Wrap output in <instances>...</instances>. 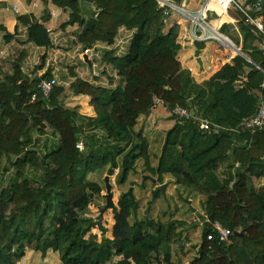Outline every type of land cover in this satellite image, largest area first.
Wrapping results in <instances>:
<instances>
[{"label": "trees", "instance_id": "obj_1", "mask_svg": "<svg viewBox=\"0 0 264 264\" xmlns=\"http://www.w3.org/2000/svg\"><path fill=\"white\" fill-rule=\"evenodd\" d=\"M50 1L68 12V19L60 25L63 31L67 26L83 25L81 0ZM84 1L99 10L92 28L82 26L78 33L84 48L112 39L121 25L136 29L125 55L108 54L120 81L115 87L86 84L93 115H84L78 105L64 106L61 85L55 84L48 97L30 102L39 79L51 77L48 69L41 77H24L19 83L8 73L0 77V118L5 99L16 98L35 110L46 105L50 114V120L42 118L49 130L37 123L22 128L20 144L30 146L28 150L0 146V264H16L27 247L42 256L48 249L57 252L61 264H150L156 252L162 253L163 264H173L171 244L183 222L135 216L130 222L138 207L132 192L121 193L117 206L112 207L111 240L98 219L84 215L103 190L89 178L90 173L104 169L109 176L118 168L116 180L121 185L136 162L146 156L148 140L134 127L155 99L168 110L175 105L187 107L210 123L202 130L193 119H174L154 167L158 183L152 192L154 198L160 195L164 173L172 176L174 184L205 196L201 242L189 264H264V129L250 135L242 128V120L255 112L264 93V52L247 43L245 50L252 48L247 53L260 68L236 55L207 80L196 83L176 59L179 26L173 24L164 34L161 31L166 6L157 0ZM260 15L264 25V4ZM17 20H32L27 40L37 46L49 43V30L43 23L24 15ZM237 24L243 42L249 37L261 40V36H252L251 26L243 20L238 19ZM0 31L5 41L11 39L1 25ZM25 54L22 48L13 61L15 67H20ZM244 67L249 70L245 72ZM240 73L245 76L242 81ZM58 117L72 142L81 143L82 149L75 147L72 154L67 153L61 127L55 123ZM34 132L44 137L33 139ZM252 177H263L258 189ZM213 220L231 230L227 242L206 239ZM93 228L99 230V240L89 233Z\"/></svg>", "mask_w": 264, "mask_h": 264}, {"label": "crops", "instance_id": "obj_2", "mask_svg": "<svg viewBox=\"0 0 264 264\" xmlns=\"http://www.w3.org/2000/svg\"><path fill=\"white\" fill-rule=\"evenodd\" d=\"M236 1L245 7H250L254 2V0ZM173 2L178 6L183 5V9L188 13H194L200 7L203 0H179L178 2ZM90 5L95 8L93 4L90 3ZM167 12L169 13L167 17L168 22L166 25L165 21H163L161 31L164 34L173 24L179 26L176 38L179 49L176 51V59L179 61L181 68H192V71L189 73L196 83L207 80L223 65L231 63L236 55L242 56L248 62L259 67L247 53L252 48L247 47L245 50L244 47L247 43H251L253 47L258 48V51L262 52L259 46L260 40H253L251 38L254 37H249L248 40L243 42L242 35L238 29V21L234 20L239 18V14L234 9H229L227 14L231 16L227 15L228 19L222 23L219 22L216 24L215 21L219 18L215 16L214 12L208 11L206 13L205 23L201 22L193 25V33L195 35L201 36L204 34L203 38L193 41L195 48L199 49L200 65L192 57L194 49L189 39L191 26L189 18L182 15L178 10L172 11L170 9ZM19 15H24L29 19L32 17L36 21L43 23L49 30V43L45 46H37L27 40L26 30L31 25L32 20H30L31 23L18 21L17 16ZM81 18L84 21L85 17L81 16ZM67 19L68 12L54 5L50 0H0V25L12 35L9 41H5L3 39V31H0V77L4 73H8L12 75L13 80L19 83L25 81L24 77H36V75L32 76L31 74V70L35 68L33 67L35 65L37 70L42 71V74L48 69L51 72V77L59 79L61 85L66 88L67 94L71 93L76 103H78L77 100L79 99H82L84 103L89 101L90 96L87 85L115 87L119 78L118 72L109 62L103 61L102 56L107 52L113 56L125 55L128 52L132 35L136 29H128L126 26L121 25L117 28L116 34L112 39L100 40L90 48H84L77 38L80 31L77 30L79 28L78 25L67 26L65 31L60 28V25ZM82 26H84V22ZM216 32L227 36L232 45L222 46L218 40L211 38V35ZM197 43L201 46H198ZM22 48L26 50L25 57L22 59L20 67H15L13 61ZM85 49L86 51L84 52ZM84 54H86L89 63L84 61ZM244 69L247 72L249 67H244ZM72 74L75 76H72ZM58 75L59 77H57ZM239 76V81L245 79L242 73ZM80 81H83V83H80ZM160 103L157 106L161 105ZM86 107L88 108V105ZM154 110L155 108L152 107L143 118H150ZM167 116H169V120H166ZM167 116L166 119L164 115L155 116L154 118L158 119L157 121L160 124L169 126L167 128L168 130L174 124L175 120L169 111ZM166 174H163V183L172 180L173 185L179 187V185L174 184L173 178L171 176L167 177ZM222 176V174H219V177ZM257 179L252 177L253 185H256L255 180ZM185 190L189 194L201 195L199 192L190 190L189 188ZM195 208L198 210L197 207ZM199 212L201 213V211Z\"/></svg>", "mask_w": 264, "mask_h": 264}, {"label": "rangeland", "instance_id": "obj_3", "mask_svg": "<svg viewBox=\"0 0 264 264\" xmlns=\"http://www.w3.org/2000/svg\"><path fill=\"white\" fill-rule=\"evenodd\" d=\"M168 10H170L169 7H167V10L165 12H167ZM164 21L167 25L168 18H165ZM80 28L81 27H79L77 30H80ZM197 45L201 46L199 43H197ZM108 54L109 52L105 53L102 56L103 61L109 62ZM33 67L35 68L31 70L32 76L42 74L41 70H37L36 65ZM57 77H59V75ZM119 81L120 78H118L117 83ZM56 85H61L58 78L56 79ZM63 89V104L65 107H73L75 105H78V111L80 113L84 115H93V112L89 105V101L84 103L82 99H79L77 100L78 103H76V100H74L75 98L71 96V93L67 94L66 88L63 87ZM22 101H18L17 98L10 100L5 99V112L3 117L0 118V146L4 148L16 150L21 148L25 151L30 148V146L27 147L20 144V133L22 128L27 123H37L38 125L43 126L45 130H49L46 121H42V118L50 120L49 110L47 109L46 105H41L39 106V109L37 108L35 110L34 107L26 103L25 100ZM158 103L154 102L153 108H155V110L152 112L150 118H143L144 115L141 114L138 117V120L134 127L135 130L141 129L148 140L146 156L136 162L134 169L130 171L128 178L124 184L120 185L117 183L116 173L118 172V168H114V172L112 175H109L108 180L111 193V202L109 205L106 199L107 191L104 184V177L107 175L105 173V170L103 169L101 171L90 173L89 178L100 183V185L103 187V190L100 192V195L95 196L84 215L93 219H98V221H100V223L104 227H106L105 235L107 239L111 240L112 226L114 224V214L112 207L117 206V201L120 194L131 188V192L134 194L135 198L138 201V207L135 214L133 213V215H131L129 221L133 222L134 216L137 219L148 218L153 220H160L162 222H167L169 220L182 221L183 224H181L177 228V231H179V235L171 244L172 261L173 264H178V260L180 261V263L189 264L191 258L196 255L198 245L201 242V231L204 222H200L197 219L194 213L191 212L189 206L191 205L192 207H197V209L201 211L202 214H204L202 201H204L205 196L203 194L193 195L186 193L187 190H185L186 188L184 186L179 185V187H175L172 183V180H168L165 182V194L160 192V195L158 197H153L152 192L158 184L156 180L152 181V178L155 179L156 177V174L154 173V167L157 164V159L161 153L164 137L167 128L169 127L165 124H160L159 121H157L158 119L154 118L155 116L164 115V118L166 119L167 113L169 111L168 108L163 106L162 103H160L162 106H157ZM87 105L88 108L86 107ZM32 109L35 110V112H33ZM37 111L39 112V114H37ZM30 114H32L33 116L31 117ZM169 119V116H167L166 120ZM55 123H57L61 127L60 129L62 130V135L65 140V147L68 154H72L75 147H78V149H82L81 143L74 144L72 142L73 140L69 130L67 129L65 123H63V121L59 119V117L55 120ZM42 137H44V135H39L35 132L32 134L33 139L41 140ZM33 148L36 147L33 146ZM37 152L40 153V151ZM14 158L15 157L13 156V159ZM1 164H5L4 157L1 158ZM38 169H40V167H38ZM1 174L2 169L0 168V176ZM166 175L167 177L171 176L169 173H167ZM262 181L263 177L255 180L256 185H254V187L258 189L261 186ZM3 185H5V183H3ZM187 200H191L190 204H188ZM89 233L95 234L98 240L101 237V234L97 228L91 229ZM89 233L86 236H88ZM116 259L117 258H114V260ZM158 259L159 262L155 260L150 264H163L161 260V252H158ZM17 264H61V261L59 258V254L57 252H53L50 249H48L45 255L42 256L39 251L27 247L24 252V256L17 261Z\"/></svg>", "mask_w": 264, "mask_h": 264}, {"label": "built area", "instance_id": "obj_4", "mask_svg": "<svg viewBox=\"0 0 264 264\" xmlns=\"http://www.w3.org/2000/svg\"><path fill=\"white\" fill-rule=\"evenodd\" d=\"M160 6H166L169 7L172 10H178L182 15L186 16L190 20V32H189V39L190 40H198L204 37V34L195 35L193 33V25L195 23L199 24L201 22L205 23L206 21V13L214 12L215 16L217 18L220 17V13L222 12L228 19V11L229 9H234L239 14V18L234 19L235 21H238V19L243 20L244 23L251 26L252 33L254 36H261L260 40V48L262 51H264V25H263V18L260 15V11H258L260 8H262V1L261 0H254L252 5L250 7H245L241 3L237 2L236 0H203L202 4L194 13H188L185 9H183V6L176 5L172 0H157ZM215 3V5L218 7L213 8L211 7V4ZM254 11L253 13H251ZM228 15V16H227ZM231 16V15H230ZM223 21H221L222 23ZM207 37V36H205ZM211 38H214L220 42L222 46H231L232 43L230 39L227 36H223L221 34H218V32L213 33L211 35ZM86 49L84 50V52ZM195 58V56H192ZM189 72L192 71L191 67L185 68ZM42 74H37L36 77H41ZM56 84V79L54 77L50 78H40L37 83V88L32 92L30 97V102L36 101L38 98H45L48 97L50 91L52 90L53 86ZM154 102H161L159 99H155ZM162 103V102H161ZM192 110L183 107L180 105L173 106L169 113L174 119L178 120H189L193 119L198 123V127L202 130H206L209 128L210 123L200 115H195L194 112H191ZM242 128L245 132L249 133L250 135H253L254 133L264 129V93L261 94L257 108L255 112L250 115L248 118H245L242 120ZM210 228L211 231L206 235L207 240H216L217 242H227L229 239V236L231 234V230L222 225L217 220L210 221Z\"/></svg>", "mask_w": 264, "mask_h": 264}, {"label": "water", "instance_id": "obj_5", "mask_svg": "<svg viewBox=\"0 0 264 264\" xmlns=\"http://www.w3.org/2000/svg\"><path fill=\"white\" fill-rule=\"evenodd\" d=\"M261 1H262V5H263L264 4V0H261ZM79 9H80V16L85 17V19H84V26H85V28L91 29L92 28V19L96 17V15L98 14L99 10L98 9H95L92 5H90L89 2L84 1V0H81L79 2ZM258 11H261V8ZM168 16H169V13L168 12H165L163 14V17L161 18V21L163 22L164 19L167 18ZM190 44H191L192 48L194 49L193 55L195 56L196 61L200 65L201 64V60H200V57H199V49L195 48L194 43H193V40H191V43ZM83 59H84L85 62L89 63V61H88V59L86 57V54L83 55ZM256 67H258V66H256ZM191 112H193V111H191ZM108 180H109V176L106 175L104 177V184H105V189L107 191L106 199H107V203L109 205L110 202H111V193H110V184H109V181ZM152 181H155V179L152 178ZM165 186H166L165 183H161L159 185L160 192H162L163 194H165ZM127 193L128 194H131V188H129L127 190ZM187 201H188V204H190L191 200H187ZM189 208H190L191 212L194 213V215L197 217V219L200 222H203L205 220V215L202 214V213H200L198 210H196L195 207H192L190 205ZM154 258H155V260L157 262H159L158 253L157 252L155 253V257ZM178 264H187V263H178Z\"/></svg>", "mask_w": 264, "mask_h": 264}, {"label": "bare ground", "instance_id": "obj_6", "mask_svg": "<svg viewBox=\"0 0 264 264\" xmlns=\"http://www.w3.org/2000/svg\"><path fill=\"white\" fill-rule=\"evenodd\" d=\"M183 6V5H182ZM211 7H213V8H218L216 5H215V3H212L211 4ZM225 20H227V17L221 12L220 13V17H219V19H217L216 21H215V23L216 24H218L219 22H221V21H225Z\"/></svg>", "mask_w": 264, "mask_h": 264}]
</instances>
